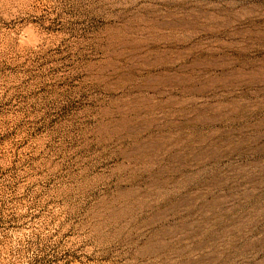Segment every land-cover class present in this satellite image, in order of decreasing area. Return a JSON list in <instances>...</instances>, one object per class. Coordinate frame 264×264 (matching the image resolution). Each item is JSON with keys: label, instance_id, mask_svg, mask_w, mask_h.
Returning a JSON list of instances; mask_svg holds the SVG:
<instances>
[{"label": "rangeland", "instance_id": "rangeland-1", "mask_svg": "<svg viewBox=\"0 0 264 264\" xmlns=\"http://www.w3.org/2000/svg\"><path fill=\"white\" fill-rule=\"evenodd\" d=\"M0 264H264V0H0Z\"/></svg>", "mask_w": 264, "mask_h": 264}]
</instances>
